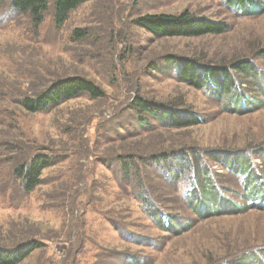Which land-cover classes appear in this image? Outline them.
<instances>
[{
  "label": "rangeland",
  "instance_id": "rangeland-1",
  "mask_svg": "<svg viewBox=\"0 0 264 264\" xmlns=\"http://www.w3.org/2000/svg\"><path fill=\"white\" fill-rule=\"evenodd\" d=\"M10 1L0 0V251L38 244L16 264H264V208L247 204L239 167L247 157L264 178V0L246 14L224 0H90L61 26L54 0L39 25ZM181 13L226 31L158 37L136 23ZM246 62L257 78L228 70ZM178 63L227 70L246 106L180 82ZM69 78L103 95L21 106ZM165 112L198 124L171 127ZM41 153L52 162L25 193L17 168ZM192 188L216 206L197 209Z\"/></svg>",
  "mask_w": 264,
  "mask_h": 264
},
{
  "label": "trees",
  "instance_id": "trees-1",
  "mask_svg": "<svg viewBox=\"0 0 264 264\" xmlns=\"http://www.w3.org/2000/svg\"><path fill=\"white\" fill-rule=\"evenodd\" d=\"M90 0H54L53 10H54V22L57 26H61L67 19V15L70 11L76 9L82 3ZM227 6H234L239 8L242 13H247V11L253 12L254 9L261 8L258 1L255 0H224ZM48 6V0H11L10 8L13 13L16 14H27L29 15L31 21L35 25H39L42 22V16L46 12ZM137 25L145 28L147 31L158 37H200L204 35L222 34L226 31V26L209 21L205 18H197L188 13H181L180 15H166V14H154L145 15L137 18ZM77 39L84 37V33L78 30L75 31ZM176 68V70H175ZM180 68V69H179ZM176 71V76L180 82H184L187 85L195 88L201 89L203 87L213 88L212 90H217L221 95L231 94L234 98V103L238 106L245 105L246 101L243 98H239L235 92V88H231V82L233 81L228 71L225 69L205 71L202 68L196 67L192 63H181L173 67ZM228 70H234L240 76L254 77L257 78V74L249 62L238 63L237 65L232 64L231 68ZM264 94V93H263ZM79 95H86L90 98L96 99L103 95V93L90 81L83 78H69L57 81L54 87H50L48 90L38 93L34 96L26 97L21 100V106L28 112L36 113L40 111H45L49 107L56 105L62 101L70 100ZM137 105L140 112L145 113L147 109L144 102L139 101ZM148 111V110H147ZM162 118L167 122L168 125L175 128H185L192 125H197L198 120L195 118H187L178 116L175 112H165ZM37 155V154H36ZM34 155V156H36ZM32 157V156H31ZM30 155L27 158L28 163H25L17 168V175L21 180V187L25 193L32 192L41 183V173L42 171L52 162L50 156L46 154H38V156L32 157ZM247 158V157H246ZM244 162L239 161V167H242L243 173L246 174L247 180L244 182V189L246 194L247 204H251L252 200L256 201L255 205L260 208H264V178L263 177H253L251 173V161L247 158ZM29 159V160H28ZM32 159V160H31ZM248 160V161H247ZM122 167L126 169V164L123 163ZM251 170H250V169ZM256 172V171H255ZM202 175L197 174L198 183L200 187L206 186L205 192H209L208 178L200 172ZM207 179V180H206ZM197 186V183H196ZM194 188V187H193ZM191 190L189 193L190 198L194 196L193 203L198 209L204 207L203 211H209V207H215L216 201L209 195L208 198L198 199L195 198L196 189ZM201 194H199L200 196ZM221 199V197H219ZM251 198H253L251 200ZM222 200V199H221ZM220 200V201H221ZM219 201V202H220ZM225 203L222 200L219 204ZM237 207V205H234ZM234 207V208H235ZM247 208V205L238 208L240 210ZM215 209V208H214ZM163 215V214H162ZM157 214L156 219L159 223H162ZM166 219L167 215L165 214ZM163 220V219H162ZM164 221V220H163ZM38 247L37 243H34L28 251H31ZM9 250V249H8ZM25 251L18 253H10L9 251H0V264H16L23 260L28 254ZM18 253V254H17Z\"/></svg>",
  "mask_w": 264,
  "mask_h": 264
},
{
  "label": "built area",
  "instance_id": "built-area-1",
  "mask_svg": "<svg viewBox=\"0 0 264 264\" xmlns=\"http://www.w3.org/2000/svg\"><path fill=\"white\" fill-rule=\"evenodd\" d=\"M233 8H235V9H237V10H239V11H241L239 8H237V7H234V6H232ZM242 12V11H241ZM191 193V192H190Z\"/></svg>",
  "mask_w": 264,
  "mask_h": 264
}]
</instances>
